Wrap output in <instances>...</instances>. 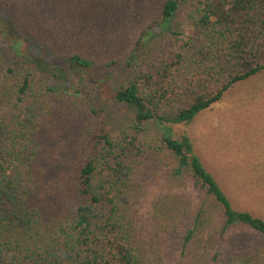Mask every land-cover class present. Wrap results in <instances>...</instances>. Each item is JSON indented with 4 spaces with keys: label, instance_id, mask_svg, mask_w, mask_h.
Here are the masks:
<instances>
[{
    "label": "trees",
    "instance_id": "16d2710c",
    "mask_svg": "<svg viewBox=\"0 0 264 264\" xmlns=\"http://www.w3.org/2000/svg\"><path fill=\"white\" fill-rule=\"evenodd\" d=\"M10 1L0 0V21L11 23ZM186 3L188 32L171 30ZM13 29L18 41L0 32V51L9 45L16 59L0 73V264H144L124 197L132 162L151 149L170 153L174 172L218 207L219 238L237 227L264 236V220L234 209L190 140L172 131L264 71V0H166L120 69L106 66L97 79L105 92L91 105L76 100L83 96L75 85L58 82L75 73L72 65L79 71L90 63L72 55L67 72L53 68L59 73L30 64L23 55L46 61L45 49ZM18 65L27 68L20 76ZM118 74L126 77L113 88L108 81ZM109 102L131 113L114 139ZM193 234L187 231L183 247Z\"/></svg>",
    "mask_w": 264,
    "mask_h": 264
},
{
    "label": "rangeland",
    "instance_id": "374dc122",
    "mask_svg": "<svg viewBox=\"0 0 264 264\" xmlns=\"http://www.w3.org/2000/svg\"><path fill=\"white\" fill-rule=\"evenodd\" d=\"M165 1L11 0L12 24L1 20L0 32L8 41H18L13 26L26 31L37 47L45 49L46 61L29 53L24 60L46 70L67 72L66 60L72 55L90 63L79 71L72 65L75 73H65L58 82L75 85L83 96L76 100L91 105L97 92H105L97 79L105 76L106 66L115 62L120 69L140 33L160 17ZM189 11L183 4L169 28L188 32ZM157 39L163 40L159 35ZM15 60L9 45L3 44L0 73ZM26 70L18 65L15 75ZM125 77L118 74L108 85L118 87ZM107 113L114 139L128 126L131 113L111 102ZM172 131L175 138L190 140L194 154L234 209L264 220V71L233 86L191 123L173 125ZM132 163L124 204L130 235L144 264H264V236L237 227L219 238L220 210L188 178L174 172L176 160L170 153L151 149ZM192 229L193 237L183 247L184 236Z\"/></svg>",
    "mask_w": 264,
    "mask_h": 264
}]
</instances>
